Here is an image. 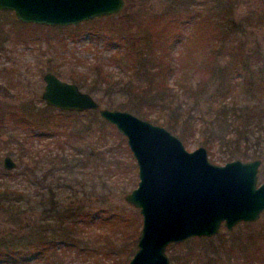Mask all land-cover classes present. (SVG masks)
Segmentation results:
<instances>
[{
	"label": "rangeland",
	"instance_id": "1",
	"mask_svg": "<svg viewBox=\"0 0 264 264\" xmlns=\"http://www.w3.org/2000/svg\"><path fill=\"white\" fill-rule=\"evenodd\" d=\"M234 2L235 18L250 17L252 21L260 20L252 30L256 43L264 48V0ZM166 4V0H132L119 14H112L111 22L118 24L113 20H118L121 15L123 18L120 19L124 20L129 13L134 15L140 10L158 11ZM97 24L82 21L55 28L52 27L54 25L20 22L12 12L0 11V107L4 111L10 106L11 109L31 107L48 119L47 123H43L41 117L32 116L31 124L28 125L13 126L7 120L2 123L5 125H0V167L7 170L0 171V183L10 191V196H14L15 192L23 194L20 212L0 211V235L8 242L37 236L34 228L45 223L40 219L43 214L39 206L34 205L32 198L46 185L53 186L55 198L61 199L62 204L70 201V196L86 203L92 201V205L96 204L101 210V218L106 217L81 230L83 240L79 243L92 246L93 255H75L73 251H69L63 255L62 264H126L134 251L141 224L137 208L123 199V195L137 181L135 160L125 137L107 121L102 122V118L98 113L96 116L93 110L59 115L56 108L46 105L40 98L44 84L42 73L45 71H51L59 78L73 82L68 77L69 73L87 77L88 67L96 61L102 63L113 74V78H119L120 81L126 79L122 70L107 62L106 57L113 48L105 47L104 36L88 32L91 26ZM72 25L78 26L73 28ZM134 29V26L130 27L131 31ZM183 35L182 40L185 33ZM181 46L182 44H177L174 49L179 51ZM80 89L88 92L85 86ZM88 93L101 107L124 109L139 116L132 108L136 99L126 89L110 93V96L101 89ZM110 97L112 101L109 103ZM110 104L113 106H109ZM208 109L209 106L206 107L203 102L202 116L207 125L205 134L212 131L223 133L229 138V142H232L235 135L242 137V128L237 132L231 131V116L225 120L214 114L209 116L206 113ZM153 114L152 112L150 115ZM150 119L147 120L152 122ZM168 130L180 138L187 150L203 145L201 141L204 133L201 131H194L183 141L178 131ZM251 137L253 135L248 138ZM208 144L206 151L210 162L223 164L227 161L231 144L219 139L211 142L208 140ZM245 145L240 140V149L234 152V156L248 160L249 158L241 157L246 156L244 151L248 152V157V154L255 153L250 146L246 145L245 148ZM89 152L94 155L89 156ZM6 154L15 162L10 169H5L1 164V159ZM254 156L260 159L258 182H261L264 180V143L258 147ZM43 174L46 177L42 180ZM26 197L30 198L27 200ZM244 222H236L229 230L221 223L215 234L196 236L194 243L190 244L194 249V258L184 264H204L212 257V262L215 263L217 255L225 258L229 247L233 252L238 248L243 250L244 254L238 257V264H264V240L251 234L252 230H264V209L256 220L248 224ZM176 243L167 244L165 253L171 264H182L179 259L183 250ZM29 253L25 259L16 263L6 260L1 264H58L32 258Z\"/></svg>",
	"mask_w": 264,
	"mask_h": 264
},
{
	"label": "trees",
	"instance_id": "2",
	"mask_svg": "<svg viewBox=\"0 0 264 264\" xmlns=\"http://www.w3.org/2000/svg\"><path fill=\"white\" fill-rule=\"evenodd\" d=\"M130 1L125 0L122 9ZM166 2L158 11L140 10L134 15L129 13L124 20L120 19L123 18L121 15L118 20H113L118 24L111 22L113 15L84 21L98 23L91 26L88 32L104 36L105 47L113 48L106 57L107 62L122 70L127 76L125 80L113 78V74L96 61L86 71L89 79L83 74L75 76L73 72L68 77L80 88L85 86L90 93L101 89L110 96V93L126 89L128 93H133L136 104L132 108L141 118H151L153 123L178 131L183 141L194 131L204 133L201 144L207 150L208 140L226 141L232 145L226 160L237 158L234 152L240 149V140L256 153L264 143V48L256 43L252 29L258 26L260 20L235 18L234 0ZM77 26L72 25L73 28ZM131 26L135 27L133 31ZM183 33L185 38L182 40ZM177 44H182L179 51L174 49ZM111 101L110 97L108 102ZM203 102L206 107L209 106L206 112L209 116L214 114L224 120L231 116V131L237 132L242 128V137L235 135L229 142L223 133L212 131L205 134L207 125L202 116ZM10 107L5 111L0 107V125L6 120L13 126L28 125L32 116L41 117L43 123L48 121L44 114L41 116L31 107ZM93 111L97 116V111ZM78 112L57 109L59 115ZM249 135L253 137L248 138ZM247 153L244 151L246 156L241 157H256H253L255 153L248 154L249 157ZM88 155L94 154L89 152ZM0 171L7 170L0 167ZM45 177L43 174L42 180ZM22 198L21 192L10 196V191L0 183V211L20 212ZM32 200L34 205L39 206L43 214L40 219L45 225L34 228L37 236L32 239L17 238L8 242L0 235V264L6 260L16 263L25 259L28 252L32 258L58 264L63 263L62 257L69 251L75 255H93L92 246H83L79 242L83 240L80 233L86 225L106 218H101V210L96 204L71 196L70 201L62 204L61 199L55 198L53 186L49 185L44 186ZM251 234L264 240V230H252ZM196 238L176 243L183 250L179 259L182 264L194 258V249L190 244ZM235 251L229 247L224 259L217 255L215 263L212 257L204 264H238L239 255L244 253L240 248Z\"/></svg>",
	"mask_w": 264,
	"mask_h": 264
},
{
	"label": "water",
	"instance_id": "3",
	"mask_svg": "<svg viewBox=\"0 0 264 264\" xmlns=\"http://www.w3.org/2000/svg\"><path fill=\"white\" fill-rule=\"evenodd\" d=\"M125 0H0V11L20 22L64 26L116 14ZM40 98L71 111L96 110L125 137L135 160L136 185L123 195L137 208L141 224L126 264H171L165 247L193 236H211L223 222L253 221L264 209V180L258 182L260 159L234 158L210 162L203 145L187 150L179 137L162 125L127 110L101 107L74 82L51 71L42 73ZM10 169L9 155L1 159Z\"/></svg>",
	"mask_w": 264,
	"mask_h": 264
},
{
	"label": "flooded vegetation",
	"instance_id": "4",
	"mask_svg": "<svg viewBox=\"0 0 264 264\" xmlns=\"http://www.w3.org/2000/svg\"><path fill=\"white\" fill-rule=\"evenodd\" d=\"M255 220H256V219H255ZM245 222H248V221H245ZM221 223L223 224V222H221ZM221 223H220V224H221ZM219 226H220V225H219Z\"/></svg>",
	"mask_w": 264,
	"mask_h": 264
}]
</instances>
